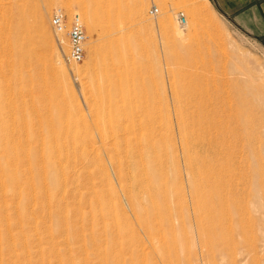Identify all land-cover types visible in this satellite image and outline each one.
I'll return each mask as SVG.
<instances>
[{"label":"rangeland","instance_id":"374dc122","mask_svg":"<svg viewBox=\"0 0 264 264\" xmlns=\"http://www.w3.org/2000/svg\"><path fill=\"white\" fill-rule=\"evenodd\" d=\"M66 1L0 0V56L13 42L41 53V62L17 59L20 50L2 56L0 72L34 81L26 91L31 99L53 101L34 105L29 98L14 100L12 110L0 108V264H106L129 261L130 251L138 256L133 264H162L163 251L167 264H264V46L232 25L212 0H121L125 19L116 25L127 30L114 26L111 38L101 16L91 31V19L75 0L67 10ZM58 9L85 23L81 65L66 62L68 36L51 25ZM104 46L134 61L126 71L132 75L117 80L120 109L129 97L151 102L136 122L162 121L158 127L155 121L153 142L167 179L150 182L153 198L144 194L143 179L120 182L99 130L87 126L85 87L101 66ZM42 75L56 79L43 82ZM24 85L3 80L0 89L14 95ZM17 116L26 121H13ZM142 129L143 138L150 128ZM22 130V143L2 145L4 134L16 137ZM62 145L68 159L58 152ZM16 152L29 158L8 161ZM57 158L66 170L57 179L67 189L54 184ZM42 168L47 171L40 174Z\"/></svg>","mask_w":264,"mask_h":264},{"label":"bare ground","instance_id":"6f19581e","mask_svg":"<svg viewBox=\"0 0 264 264\" xmlns=\"http://www.w3.org/2000/svg\"><path fill=\"white\" fill-rule=\"evenodd\" d=\"M75 1H76V4L81 8L82 12L85 14V15L84 14L83 15L85 16L86 20H88V17L91 19L92 23H91V27L89 29L90 30L92 29L93 31L96 29V24H95L96 22L95 21H96L97 17L101 16L102 17L101 18L102 19L101 28L106 33V35L109 37H110L111 29H113L114 26L118 27L116 25L117 21L121 20V24H122V19L123 18L125 19V17H123L121 15V8H122V1L121 0H88L87 1L88 3L86 6H84L83 0H75ZM64 4H65V7L67 10H70L73 6V3L69 0L66 1V3H64ZM124 19H123V22H124ZM40 26L43 28L44 33L46 34L47 30L45 27V22L43 20L40 22ZM122 26L121 27L119 26L117 28L118 32H123L124 30H127V28L125 29V27H122ZM19 30H21V29H19ZM22 38H21V40L20 39H18V40L22 41ZM123 42H124V39H123ZM13 43L14 44L13 45L11 44V47L7 48L8 49L7 52L5 51V53H4V51H3L2 56L9 55L11 53L13 54V52H15L16 50H20L18 53H16V57L19 60H21L23 58L34 59V60H40L41 59V57H40L41 53L39 55L36 52H34L35 50L32 51V50L26 49L24 47L25 45L23 43H20V44H18V43L15 44V42H13ZM29 43H31V42H29ZM29 46H30V44H29ZM116 51H117V49L115 50L114 47L104 46L101 53H99L101 56L100 68L98 70L95 69L96 71L91 73L88 76V83L89 84H88V87H85V88L88 91L87 92V94H88L87 104L89 105V109H90L89 110L90 111V121L87 122V126L92 130H93V128L94 129L96 128L97 130H99V132H100L99 137H100L101 143L108 150V153H109L108 154V160L111 162L112 166L115 168V171L117 172V178L120 180V182H122V183L127 182V180H129L132 176L134 178L143 179L142 183H141V185H143V188H144V184H146V188L144 189V194L148 198H153V196H154L153 190H152L153 187L150 185V182H152V181L159 182L162 179L166 178V177L164 178V176L166 175V174L164 175V173H166V171L164 172V159L159 157L160 155H159L157 148H156L157 145H156V143L153 142L154 138H156V132L158 130V129L154 128V124H155L156 120H154V121L151 120V122H149L150 125L146 124L142 127V125H141L142 123L136 122V118H135V116L137 114L145 112L148 109H150L152 107L151 106L152 104H150L151 102L149 104L144 103V101H142V100L139 101L140 103L139 102L134 103L132 101V99L129 97L127 100H125V102L126 101H128V102L125 104L124 109H120V107L118 106L120 103V96H118V93H119V90L121 92V89H119V90L117 89V86L119 85V84H117V82H118L117 80H119L120 77H123V78L125 77V79H126L132 75V74L131 75L128 74L126 71L128 70L130 65H134V61H131V60L129 61L125 57L123 58L122 54L120 55V50H118L119 53ZM121 53H122V51H121ZM2 56H0V59L3 58ZM40 62H41V60H40ZM136 62H138V61H136ZM12 67H13L12 70H14V68H17V66L15 64ZM18 70H21V66L18 67ZM52 73H54V72H52ZM123 78H122V80H124ZM50 79H56V78L54 77V75H52V76L42 75V76L38 77V80L43 81V82H46ZM3 80L6 82H11V81L14 82L15 81L16 83H18V82L26 83L27 86L24 85V87L23 86L20 87V89L16 93L17 95L16 94L12 95V93L9 92V94H8L9 96L4 95L0 89V108H1V110L2 109L3 110L4 109H6V110L11 109L12 110V107L15 105L14 100H20L21 102H26L30 98L29 95H26V93H27L26 91L30 90V88L33 85L32 83L34 81H32V80H30V82L25 81V78L22 77V75L18 76L16 74L15 76H10V75H7L5 72H0V82ZM123 89L124 88H122V90ZM15 95H16V97H15ZM31 100H33L34 105L36 103L37 104L45 103V104H49V105L53 103L52 99H50L49 96L48 97L45 96V97H41V98H37V97L34 98L33 97ZM34 105H33V107H34ZM115 106L119 107L116 110V112L115 111L113 112V110L112 111L110 110L111 113H109L108 109L114 108ZM155 119H157V118H155ZM12 120L13 121L18 120L19 122L26 121V119L24 117H21V116L20 117L17 116L16 118L13 117ZM158 121H159V119H158ZM158 121H156V127H158L157 126V124H159ZM38 122H39V120H38ZM181 123H182V121H181ZM160 124H162V121L160 122ZM160 124H159V126H160ZM178 124L180 125V123H178ZM25 125H26V122H25ZM181 126H182V124H181ZM144 127H145V130L150 128L149 129L150 133L148 135L146 134L147 136H144L143 138L138 137L139 133H137V132L143 131L142 128H144ZM24 130H22V132L19 133L18 136L16 135V137L14 135L4 134L2 136V142H1L2 145L3 144H6V145L9 144L10 145V143L13 144L12 142H15V141H17V143L18 142L22 143L24 141V135H23ZM181 130L179 129L180 133L182 132ZM140 134L142 135L141 132H140ZM74 141L76 142L77 146H79V147L84 145V143H82L79 140L74 139ZM144 141H146L148 143V144H146V145H148V148L146 150L142 149ZM54 142H56V141L54 140ZM56 150H57V148H56ZM59 151H60V154L64 153L65 157L68 159L67 155L69 156L70 152L68 151L67 145H62L61 147H59L58 152ZM89 154H92V152H89ZM62 157H64V156H62ZM7 158H8V161H19V160L23 161L24 158L28 159L29 155L25 156L24 152H16L12 156H8ZM61 162H63V161H60V158H57V160L54 159V184L61 186L62 188L67 189L68 185H67L66 181L61 182V181H59V178L57 179V176H59L60 173H62L64 175L66 174V170H65V168H63V166H62L63 164ZM176 162H177V160H176ZM165 164H167V163L165 162ZM52 166L53 165L51 164V165L47 166V168H51ZM126 167L131 168L134 175H132V172L131 173L127 172L125 169ZM41 171L43 174L45 171H47V169H45V168L40 169V171H39L40 174H41ZM159 171H162V173L159 174L158 173ZM139 174H141V175H139ZM56 181H58L59 183H57ZM63 193H65V192H63ZM163 194H164V191H163ZM57 196L58 195L54 196V202L56 201ZM165 197H168V196L165 195ZM65 198H66V196L63 197V203H64ZM155 198H156V196H155ZM131 199L133 201L134 197H131ZM135 200H137V199H135ZM57 202H58V200H57ZM56 204H58V203H56ZM166 220H165V222H166ZM140 244H141V242H140ZM165 249H167V248H165ZM143 251L146 252V249ZM161 253L163 256L162 264H167V261H166L167 259L165 258L166 252L163 251ZM127 255H129V261H127V259H125V258H119L118 257L117 259H114L111 262L107 261L106 264H129V263L133 264L136 257H138V256H135V253L133 251H130ZM143 255H145V254H143ZM139 256H140V253H139Z\"/></svg>","mask_w":264,"mask_h":264},{"label":"crops","instance_id":"0c3cea01","mask_svg":"<svg viewBox=\"0 0 264 264\" xmlns=\"http://www.w3.org/2000/svg\"><path fill=\"white\" fill-rule=\"evenodd\" d=\"M232 25L264 46V0H212Z\"/></svg>","mask_w":264,"mask_h":264},{"label":"built area","instance_id":"2783aa9c","mask_svg":"<svg viewBox=\"0 0 264 264\" xmlns=\"http://www.w3.org/2000/svg\"><path fill=\"white\" fill-rule=\"evenodd\" d=\"M159 10L153 7L150 11L152 16L158 15ZM180 25L185 27L187 20L184 14L178 15ZM51 25L58 34L66 33L69 39L70 51L66 56L68 65H81L86 58L87 30L85 23L79 14L68 16L63 10L54 11L51 17Z\"/></svg>","mask_w":264,"mask_h":264}]
</instances>
